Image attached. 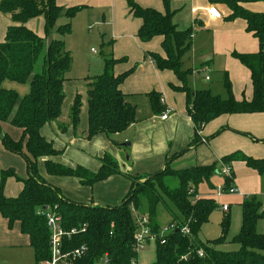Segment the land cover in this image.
<instances>
[{
	"label": "trees",
	"instance_id": "16d2710c",
	"mask_svg": "<svg viewBox=\"0 0 264 264\" xmlns=\"http://www.w3.org/2000/svg\"><path fill=\"white\" fill-rule=\"evenodd\" d=\"M125 1L130 14L142 21L137 34L139 41L147 43L157 37L163 40L165 57L149 53L145 55V60L152 62L159 71L173 72L181 86L172 85V89L186 96V113L194 126V139L176 157L206 142L202 136L204 128L221 116L264 114V13L246 9L249 4H264V0H210L211 4L226 5L230 11L227 21H244L247 33L259 42V52L256 54H232L250 72L253 87L251 101L234 98L228 75L224 78L226 99L214 95L210 90H193L189 86L188 79L193 71L183 68V58L192 48L195 29H178L171 0H162L165 13L142 8L136 0ZM82 9H65L58 6L56 0L0 2L1 14L10 16L13 23L7 30L4 43L0 44V137L6 150L23 156L28 164L27 178L20 177L13 169L3 171L1 175L0 214L7 221L8 228L13 230L18 225L21 234L28 237L36 264H41L51 254V231L46 219L48 213L60 217L66 231L77 230V233L64 239L65 252L86 248L77 264H95L106 256L109 264H138V226L134 211H140L143 217L148 218L147 226L151 234L158 236L156 261L153 264H264V235L257 229L258 223L264 220V213L261 212L262 203L256 196L246 197L241 204L242 225L233 239V243L239 245V250L222 252L215 248L225 243L230 231L231 216L228 213L222 219L219 239L204 243L199 238L203 226L219 209V205L213 198L200 195L198 187L211 181L218 171V164L173 170L170 167L172 159H167L164 170L154 175L131 177L130 191L117 207L68 200L59 188L42 178L38 170L40 159H45L49 175L74 177L87 187L122 175L118 162L108 154L99 160L101 168L96 174L81 167L73 170L60 166L53 161L60 152L41 133L44 127L55 123L62 114L64 83L73 64L65 38L72 33V21ZM40 17L45 21V37L38 36L26 26L30 20ZM62 18L66 22L58 26ZM103 46L104 49L111 48L112 42ZM44 51L42 70L37 73L36 64ZM124 61L104 55L102 74L86 79L90 81L87 91L89 140L103 134L116 143L113 139L115 135L138 122L136 107L127 102L121 90L135 68L121 75L114 73L115 66ZM5 81L28 85L30 92L21 98L17 92L3 88ZM148 99L155 114L166 112L161 93L152 92ZM81 109V97L77 95L70 113L74 129L79 126ZM7 124L21 131L20 139L11 138L4 131ZM233 162H244L248 168L264 177V159H254L237 152L220 161L221 164ZM10 178L23 184L17 198L4 195L6 182ZM172 180L177 181V186L171 185ZM224 180V188L228 190L235 179ZM158 206L170 214L171 225H176L172 233L163 237H159L161 225L157 220ZM186 226L190 234L182 233ZM199 251L203 252V257H199Z\"/></svg>",
	"mask_w": 264,
	"mask_h": 264
},
{
	"label": "crops",
	"instance_id": "0c3cea01",
	"mask_svg": "<svg viewBox=\"0 0 264 264\" xmlns=\"http://www.w3.org/2000/svg\"><path fill=\"white\" fill-rule=\"evenodd\" d=\"M136 3L142 8L165 13L162 0H136ZM56 4L65 9L83 7L72 21V33L65 38V44L66 48L69 45V50L73 53H76L74 45L79 44V56L85 62L81 71L70 70L66 74L62 114L55 123L44 127L41 133L60 152L53 161L62 167L69 169L81 167L89 173L96 174L101 168L98 160L108 154L118 162L122 172V175L113 176L93 187H83L77 178L49 175L44 164L45 159H40L38 162L40 175L48 183L59 188L66 199L87 205L117 207L130 191L131 177L154 175L164 170L167 159H172L170 167L173 170L221 165L220 161L223 158L237 152L254 159H264L262 142L264 114L221 116L204 128L202 136L207 140L206 142L176 157L184 152L194 139V126L186 113L185 94L175 92L171 87L181 86L176 75L170 71H159L152 62L145 60V55L149 53H159L165 57L162 38L157 37L147 43L139 41L137 34L142 21L130 14L125 0H56ZM210 7H215L221 13V19H213L209 15ZM171 8L176 11L174 22L179 30L184 31L192 27L195 29L192 48L183 58L184 68L193 71L190 80L188 79L189 86L193 90H210L214 95L226 99L224 78L228 75L233 86L234 98L238 101H251L253 87L250 72L232 57L234 52L241 54L259 52V42L252 34L247 33L246 23L242 20L227 21L230 15L227 6L219 3L211 4L210 0H171ZM246 9L255 13H264V4H249L246 5ZM197 24L199 27H196ZM12 25L11 17L0 12V44L4 43L7 30ZM94 25L100 26L99 33L105 31L101 35L102 43L112 42L111 48L106 47L101 51L102 66L104 67V55H111L116 60H126L115 66V75H121L135 68L134 73L121 86V90L126 95L127 102L136 107L138 122L125 132L115 135L116 143L103 134L90 140L87 138V91L90 81L86 79L92 78L90 75L92 57L90 58L91 55L88 54V41L93 39L88 31ZM26 26L38 36L45 37L43 18L32 19ZM208 73L218 76L216 84H211L212 78L207 76ZM204 74L207 75L203 77ZM20 85L5 81L3 88L15 91L23 98L22 96L29 94L30 87L28 85L20 87ZM152 92L163 95L166 108L164 113H168L166 120H162L164 113L153 112L148 99V95ZM77 95L81 97L82 109L79 126L74 129L70 113ZM17 130L8 124L4 127V131L14 139L20 135V130ZM126 154L129 156L128 160ZM14 163L13 155L4 149L0 137V171ZM231 166L235 179L233 186L237 189V193H244L246 197L256 196L252 194L253 192L250 193V190L246 192L247 185L251 181L260 183L261 178L264 177L251 169L249 174L252 176H249V181L244 183L239 180L240 174L236 171L239 166L244 167L246 164L233 162ZM13 167L16 165L10 169ZM13 180L10 178L7 181V191L4 192L7 198H16L18 193H21L22 186L15 184ZM13 185L16 186L14 189L11 187ZM258 200L260 201L259 198ZM228 206L230 207L228 214H230L231 206ZM28 248L32 249L30 241L21 234L19 226L16 225L10 230L7 221L0 214V258L4 257L1 256L4 254L1 252L3 250L13 252Z\"/></svg>",
	"mask_w": 264,
	"mask_h": 264
},
{
	"label": "rangeland",
	"instance_id": "374dc122",
	"mask_svg": "<svg viewBox=\"0 0 264 264\" xmlns=\"http://www.w3.org/2000/svg\"><path fill=\"white\" fill-rule=\"evenodd\" d=\"M65 22H66V19L62 18V20H60L58 22V26L64 24ZM98 27H100V26L94 25V26L90 27V28H92V30L88 31L89 34L92 35V37H93L92 40L88 41L89 42L88 54L91 55L90 58L92 57V60H90V63L92 65V73H90V75L92 76V78L101 75L103 72V68H104L102 66V58H103L102 54L103 53L101 51H104L103 44L106 43V41L104 40L105 42L102 43L103 38L101 37V35H103V33L105 31H103L102 34L99 33ZM79 47H80L79 44L74 45V49H75L76 53H73L72 51L69 50V45L67 47V50H69L71 52V55L73 57V64H72V68H71V70H73V71H76V70L81 71L82 70L81 67L84 65V62H85L79 56V54H80ZM44 54H45V51L43 52V54L41 55V57L39 58V60L36 64L35 69H36L37 73H40L42 70ZM185 70H188V69H185ZM125 72H127V71H125ZM125 72H123V73H125ZM123 73H121V74H123ZM206 75L207 74H204L203 77H205ZM207 76L212 78L211 84L217 83L218 76H216L215 74H212V73H208ZM191 79H192V77H191ZM20 87H23V86L20 85ZM22 97L24 98L25 96H22ZM6 133L11 138H13L8 132H6ZM20 137H21V131H20V135L17 137V139H20ZM113 139H114V137H113ZM4 149L6 150L5 147H4ZM6 151L13 155L15 163H14V165H12V164L9 165L10 167H5L3 171H6V170L10 169L12 166L16 165V167H13L12 169L20 177L27 178L28 177V169H27L28 164H27L26 159L21 155L13 154V153L9 152L8 150H6ZM126 159L127 160L129 159L128 154H126ZM17 162H18V164H17ZM240 167L241 166H239V168H237V171H236V173L239 171V174H240L239 180H241V182L247 183L249 181L248 177L252 176L251 174H249L251 172V169H249L247 166H244V167L242 166L241 168ZM41 168L43 169V166ZM78 168H80V167H78ZM38 170H39V167H38ZM73 170H75V169H73ZM3 171H0V187H1V183H2L1 175H2ZM222 171H223V169H222L221 165H218V171H217V173H215L213 175V177L211 178V181L208 183L207 182L202 183L198 187V192L200 195H204V196L209 195V196L213 197L219 205V209L211 215L209 222L207 224H205L204 227L202 228L200 235H199V238H200V240L205 241L204 243H206L208 241H216L217 239H219V237L221 236V222H222V219L225 215V213L222 211V205H224V204L230 205L231 206V212L229 214L231 216L230 231L226 237L225 243L219 244L215 248H217V250L222 251V252H235V251L239 250V245L234 244L233 239L239 234L240 229H241L242 209H241L240 204H241L243 198L244 197L246 198V196L244 195V193H241V192H239L235 195L225 194L222 196H217L218 188L224 187V185H225V183H224L225 182V180H224L225 176L222 173ZM13 182L17 185H21L23 188L22 183L18 182L15 179L13 180ZM171 185L173 187L177 186V181L172 180ZM6 186H8L7 182H6V185L4 188V192L7 191ZM11 187H12V189H14L16 186L13 185ZM83 187H85V186H83ZM248 190H250V193L253 192L252 194L256 195L260 199L262 206H263V204H264V179L261 178L260 183L259 182L254 183L251 181L249 183V185H247L246 192ZM19 194L20 193H18L16 198L19 196ZM63 194H64V191H63ZM4 195L6 197L5 193H4ZM11 198H15V197H11ZM157 210H158L157 220L161 225V229L166 228L169 225H171L172 219H171L170 214L167 211H165L162 206H158ZM134 215H135V217H143L141 215L140 211H138V212L134 211ZM144 217H146V216H144ZM147 220H148V218H147ZM257 229H258L259 233L261 232L262 234H264V220H262L258 223ZM160 232H161V230H160ZM156 245L157 244H156L155 240H150L149 242L144 244L139 249L138 264H153L156 261ZM1 252L4 253V254H1V256H4V257L0 258V262H1L0 264H36L32 249L28 248V249H24L22 251H13V252H10V250H3ZM25 256H27V258H24Z\"/></svg>",
	"mask_w": 264,
	"mask_h": 264
},
{
	"label": "built area",
	"instance_id": "2783aa9c",
	"mask_svg": "<svg viewBox=\"0 0 264 264\" xmlns=\"http://www.w3.org/2000/svg\"><path fill=\"white\" fill-rule=\"evenodd\" d=\"M209 15L213 19H221V13L215 8L210 7L208 9ZM92 30V28L90 29ZM208 80V79H207ZM168 118V113H164L162 116V120H166ZM223 169L222 173L224 174L225 178L233 179L234 175L232 173V166L231 164H221ZM237 189L233 186L226 190L224 187L218 188L217 196H222L225 194L235 195L237 194ZM230 207L228 205L222 206V211L224 213H228ZM261 212L264 213V207H262ZM47 219V227L51 231L50 236V257L43 261L41 264H77L79 260H81L86 252V248L82 247L81 249H77L73 252H65L64 251V239L70 237L77 233V230L74 229L72 231H66L65 228L62 226V219L57 217L54 213H48L46 215ZM138 231L136 232V250L139 253V249L149 242L150 240H157L156 235L151 234L150 229L148 228V220L146 217H137L136 219ZM176 229V225H169L166 228H162L159 237L166 236L172 233ZM183 234H190L188 227H184L182 229ZM199 257H203V252H198ZM95 264H109V260L104 257L102 260L96 262Z\"/></svg>",
	"mask_w": 264,
	"mask_h": 264
}]
</instances>
